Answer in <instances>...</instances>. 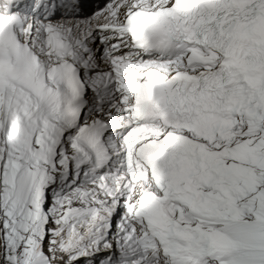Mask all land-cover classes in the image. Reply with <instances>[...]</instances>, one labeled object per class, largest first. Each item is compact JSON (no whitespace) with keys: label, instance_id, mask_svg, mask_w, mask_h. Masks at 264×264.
I'll return each mask as SVG.
<instances>
[{"label":"snow or ice","instance_id":"6c2138e0","mask_svg":"<svg viewBox=\"0 0 264 264\" xmlns=\"http://www.w3.org/2000/svg\"><path fill=\"white\" fill-rule=\"evenodd\" d=\"M0 264H264V0H0Z\"/></svg>","mask_w":264,"mask_h":264}]
</instances>
